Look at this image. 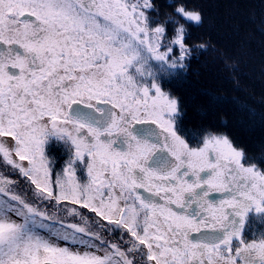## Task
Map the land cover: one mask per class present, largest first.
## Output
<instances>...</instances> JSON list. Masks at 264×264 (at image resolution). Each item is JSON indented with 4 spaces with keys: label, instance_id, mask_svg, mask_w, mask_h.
Wrapping results in <instances>:
<instances>
[{
    "label": "snow or ice",
    "instance_id": "1",
    "mask_svg": "<svg viewBox=\"0 0 264 264\" xmlns=\"http://www.w3.org/2000/svg\"><path fill=\"white\" fill-rule=\"evenodd\" d=\"M203 22L190 0H0V264H264V145L186 128L165 87Z\"/></svg>",
    "mask_w": 264,
    "mask_h": 264
},
{
    "label": "trees",
    "instance_id": "2",
    "mask_svg": "<svg viewBox=\"0 0 264 264\" xmlns=\"http://www.w3.org/2000/svg\"><path fill=\"white\" fill-rule=\"evenodd\" d=\"M190 2L204 16L202 26L191 28V43L208 47L192 56L186 73L167 83L166 90L185 106L186 128L211 125L258 154L264 145V2ZM160 3L163 7L165 0ZM209 93L223 102L209 106Z\"/></svg>",
    "mask_w": 264,
    "mask_h": 264
}]
</instances>
